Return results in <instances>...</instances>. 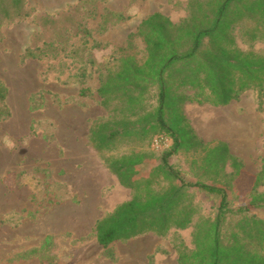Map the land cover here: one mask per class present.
Instances as JSON below:
<instances>
[{
	"label": "rangeland",
	"instance_id": "374dc122",
	"mask_svg": "<svg viewBox=\"0 0 264 264\" xmlns=\"http://www.w3.org/2000/svg\"><path fill=\"white\" fill-rule=\"evenodd\" d=\"M24 1L0 0V84L9 90L11 113L0 120V264H179L180 252L194 249L197 220L165 237L147 234L106 249L98 244L96 222L133 192L117 184L88 136L92 123L108 116L97 93L105 70L129 55L144 62L143 40L129 46L130 37L155 13L183 23L191 0H26L23 12ZM243 32L234 30L237 46L264 54V42L251 44ZM28 47L37 59L23 62ZM83 88L89 96H80ZM183 111L204 144L224 143L242 162L245 175L230 205H244L252 178L264 169V100L249 90L228 106L187 102ZM169 141L151 149L161 156ZM143 142L124 140L118 151L152 152ZM201 157L182 151L172 164L192 178L191 163ZM231 173L228 164L227 180ZM193 194L201 214L214 218L219 198ZM248 215L264 220V209ZM237 219L224 228L225 238Z\"/></svg>",
	"mask_w": 264,
	"mask_h": 264
},
{
	"label": "trees",
	"instance_id": "16d2710c",
	"mask_svg": "<svg viewBox=\"0 0 264 264\" xmlns=\"http://www.w3.org/2000/svg\"><path fill=\"white\" fill-rule=\"evenodd\" d=\"M189 9L190 16L179 25L160 13L145 19L129 40V46L136 37L143 40L145 61L125 56L102 76L97 93L108 116L92 123L88 142L133 197L96 222V239L106 249L147 234L165 237L197 220L194 249L181 251L179 264H264V220L248 215L264 209V191L259 192L264 169L252 178L247 202L231 207L244 166L226 144H204L183 111L187 102L228 106L249 90L264 100V54L242 51L234 35L242 27L245 41L264 42V0H191ZM35 59L34 50L26 48L22 61ZM8 95L0 84V120L11 116ZM89 95L87 88L80 91L82 97ZM159 137L172 140L161 156L151 149ZM130 139L150 142L152 152H119L120 144ZM182 151L202 155L191 163L192 178L172 164ZM194 191L219 198L214 218L201 214ZM237 217L225 238L224 228Z\"/></svg>",
	"mask_w": 264,
	"mask_h": 264
},
{
	"label": "built area",
	"instance_id": "2783aa9c",
	"mask_svg": "<svg viewBox=\"0 0 264 264\" xmlns=\"http://www.w3.org/2000/svg\"><path fill=\"white\" fill-rule=\"evenodd\" d=\"M169 143L170 141L167 138H164V137L155 138V140L152 143V149L159 150L164 147L167 148Z\"/></svg>",
	"mask_w": 264,
	"mask_h": 264
},
{
	"label": "crops",
	"instance_id": "0c3cea01",
	"mask_svg": "<svg viewBox=\"0 0 264 264\" xmlns=\"http://www.w3.org/2000/svg\"><path fill=\"white\" fill-rule=\"evenodd\" d=\"M21 7H23V12H24V10H25V8H26V0L23 2V5H21ZM13 22V24L14 23H18V22H20V20L19 19H17V20H13L12 21ZM26 50V49H25ZM25 50H24V52H25ZM24 52L21 54V56L24 54ZM21 58V57H20ZM29 61V60H28ZM96 152V151H95ZM97 154V153H96ZM98 156V155H97ZM109 172V171H108ZM111 174V173H110ZM114 178H115V180H116V182H117V184L118 185H120V183H119V181H118V179L114 176V175H112ZM121 186V185H120Z\"/></svg>",
	"mask_w": 264,
	"mask_h": 264
}]
</instances>
